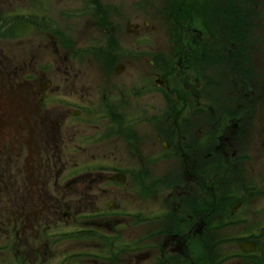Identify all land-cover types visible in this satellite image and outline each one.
Instances as JSON below:
<instances>
[{
  "label": "rangeland",
  "instance_id": "obj_1",
  "mask_svg": "<svg viewBox=\"0 0 264 264\" xmlns=\"http://www.w3.org/2000/svg\"><path fill=\"white\" fill-rule=\"evenodd\" d=\"M225 2L0 0V264H61L74 250L85 264L114 261L107 236L136 239L156 225L168 189L157 182L172 165L157 159L159 126H194L206 106L212 135L242 103L231 116L247 140L242 170L264 176V0H232L243 7L233 14L244 17L239 27ZM159 74L167 84L157 88ZM95 167L130 183H106ZM91 168L101 177L93 184ZM142 173H151L146 195L133 182ZM75 177L86 180L80 193ZM83 198L104 213L93 219L109 224L104 237L75 240L89 224L74 214ZM115 201L125 210L117 224L107 216L121 213ZM255 202L264 209L262 196Z\"/></svg>",
  "mask_w": 264,
  "mask_h": 264
},
{
  "label": "flooded vegetation",
  "instance_id": "obj_2",
  "mask_svg": "<svg viewBox=\"0 0 264 264\" xmlns=\"http://www.w3.org/2000/svg\"><path fill=\"white\" fill-rule=\"evenodd\" d=\"M183 58L185 57L180 58V65L183 64ZM186 73L188 72L184 71L177 76L185 80L189 78ZM158 77L160 79L157 80V88L158 83L160 86L167 84L162 74ZM185 81L190 88V81L187 79ZM6 91L1 93L7 94ZM10 93L15 94L13 91ZM240 104L237 109L231 108L232 111L229 110L227 115L225 114L222 124L212 135L205 130L206 119L203 117L204 112L209 114L208 106L200 111L203 115H200L198 124L194 126L182 128L177 122L159 126L161 136L158 137V141L163 142V146L157 159H161L164 154L172 165L169 163L170 171L166 179L157 182L159 187L162 184L168 185V189L157 199L159 212L156 225L137 238L133 237L136 239L119 241V235L107 236L106 239L112 243L114 256H118L110 257L114 260L110 264H147V261L151 262L152 257L156 258V262L150 264H264V209H255V200L260 196L264 199V176L254 171L245 175L242 170V159L246 157L245 147L242 145L246 146L247 140L241 136V131L238 130L236 133L235 128L238 126L231 117L240 114L242 103ZM163 137L168 140L163 141ZM42 139L47 140V135L43 134ZM106 168L109 167L96 168L100 169L102 174H106L105 178L103 177L106 183H117L118 180H121L120 183L124 182L123 184L130 183L129 175L126 173H109L108 176ZM87 172L90 173L89 183L98 182L101 178L93 175L95 173L92 168L84 174ZM141 176L133 182L141 185L142 194L146 195V185L150 186L147 182L149 178L151 179V173L150 175L142 173ZM113 177H117L118 180L112 181ZM68 182L75 187L74 191L80 193L86 180L75 177ZM25 189L27 193L31 192L27 187ZM82 202L92 204L93 201L83 198L80 204H75L76 221L79 223L82 217L89 221L85 228H76L75 240L80 241L84 237L94 240L99 237L98 234H104V237L102 228L109 224L103 225L93 220L104 216V213L88 211L89 208H85L88 205L84 207ZM70 205L72 204L66 206ZM109 206L113 211L121 212L116 214L107 212V216L117 218L113 221L117 224L119 216H122L125 210L120 209L121 205L117 201ZM250 211L253 213L249 214ZM142 220L145 221L147 218ZM247 222L248 225L244 224ZM124 226L126 225L119 226V229ZM93 227L97 230L91 229ZM244 231L246 233L243 234ZM93 233L96 234L92 235ZM74 252L67 253L65 261L61 264H70L76 257L79 259L75 261L77 264H85L83 262L85 255L77 254L75 250ZM96 257L99 258L98 255ZM98 264H105V261Z\"/></svg>",
  "mask_w": 264,
  "mask_h": 264
},
{
  "label": "trees",
  "instance_id": "obj_3",
  "mask_svg": "<svg viewBox=\"0 0 264 264\" xmlns=\"http://www.w3.org/2000/svg\"><path fill=\"white\" fill-rule=\"evenodd\" d=\"M251 1L252 0H243V4H244V6H246L247 4H249V3H251ZM237 6H238V8H239V10L238 9H235L234 7H235V3H233L232 2V0H226V2H225V12H226V19L227 20H229V22H231V23H233V21L235 22V23H237L236 25L239 27V26H241V25H239L240 23H244L245 21H244V17H243V15L241 16V17H243V18H241V17H239V15H237V16H233V14H235V12L234 11H237L238 10V13H240V12H242V8L243 7H241L240 5H238L237 4ZM104 8V7H103ZM102 8V9H103ZM105 9V8H104ZM246 27V26H245Z\"/></svg>",
  "mask_w": 264,
  "mask_h": 264
}]
</instances>
